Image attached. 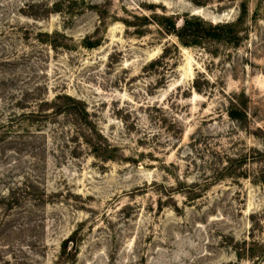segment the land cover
<instances>
[{
    "label": "rangeland",
    "instance_id": "obj_1",
    "mask_svg": "<svg viewBox=\"0 0 264 264\" xmlns=\"http://www.w3.org/2000/svg\"><path fill=\"white\" fill-rule=\"evenodd\" d=\"M0 264H264V0H0Z\"/></svg>",
    "mask_w": 264,
    "mask_h": 264
},
{
    "label": "trees",
    "instance_id": "obj_2",
    "mask_svg": "<svg viewBox=\"0 0 264 264\" xmlns=\"http://www.w3.org/2000/svg\"><path fill=\"white\" fill-rule=\"evenodd\" d=\"M231 23H218L211 24L209 22L202 21L199 18L187 17L180 27H175L172 24V29L169 33L175 35L181 45L193 46L202 44L205 40H212L217 42L231 43L232 37L230 32L232 31ZM71 104L69 106L76 108L75 105H79L77 100L65 97ZM80 111L87 116L86 109L81 107Z\"/></svg>",
    "mask_w": 264,
    "mask_h": 264
}]
</instances>
